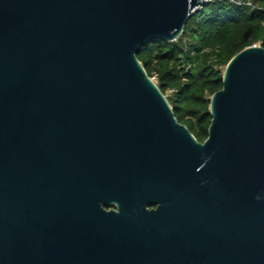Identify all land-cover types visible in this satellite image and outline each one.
Returning a JSON list of instances; mask_svg holds the SVG:
<instances>
[{
  "label": "water",
  "instance_id": "water-1",
  "mask_svg": "<svg viewBox=\"0 0 264 264\" xmlns=\"http://www.w3.org/2000/svg\"><path fill=\"white\" fill-rule=\"evenodd\" d=\"M207 3L0 0V264H264V46L203 141L137 56Z\"/></svg>",
  "mask_w": 264,
  "mask_h": 264
},
{
  "label": "trees",
  "instance_id": "trees-1",
  "mask_svg": "<svg viewBox=\"0 0 264 264\" xmlns=\"http://www.w3.org/2000/svg\"><path fill=\"white\" fill-rule=\"evenodd\" d=\"M252 8L230 0L207 3L174 40L154 38L137 56L169 97L178 119L203 141L212 120L211 96L223 87L224 69L243 48L264 46V0ZM189 23V22H188Z\"/></svg>",
  "mask_w": 264,
  "mask_h": 264
},
{
  "label": "built area",
  "instance_id": "built-area-1",
  "mask_svg": "<svg viewBox=\"0 0 264 264\" xmlns=\"http://www.w3.org/2000/svg\"><path fill=\"white\" fill-rule=\"evenodd\" d=\"M206 2H213V1H217V0H205ZM230 1H233V2H237V3H240V4H246L248 6H251L252 8H261V5L259 3H257L255 0H230ZM252 45H261L260 42H256V43H253ZM173 91V90H172Z\"/></svg>",
  "mask_w": 264,
  "mask_h": 264
},
{
  "label": "rangeland",
  "instance_id": "rangeland-1",
  "mask_svg": "<svg viewBox=\"0 0 264 264\" xmlns=\"http://www.w3.org/2000/svg\"><path fill=\"white\" fill-rule=\"evenodd\" d=\"M189 25L191 24V21L189 20V23H188ZM154 79H155V81H157L158 82V78H157V76H152ZM166 95H167V97H168V99H169V97H171L172 95H173V91L172 90H169L167 93H166Z\"/></svg>",
  "mask_w": 264,
  "mask_h": 264
},
{
  "label": "flooded vegetation",
  "instance_id": "flooded-vegetation-1",
  "mask_svg": "<svg viewBox=\"0 0 264 264\" xmlns=\"http://www.w3.org/2000/svg\"><path fill=\"white\" fill-rule=\"evenodd\" d=\"M113 206H109L108 208L110 209V208H112ZM151 207H154V205L153 206H151Z\"/></svg>",
  "mask_w": 264,
  "mask_h": 264
}]
</instances>
